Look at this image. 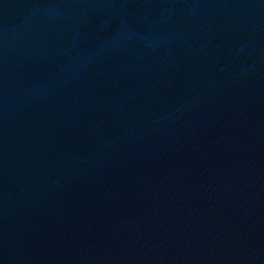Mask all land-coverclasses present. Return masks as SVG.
Listing matches in <instances>:
<instances>
[{
  "label": "water",
  "instance_id": "95a60500",
  "mask_svg": "<svg viewBox=\"0 0 264 264\" xmlns=\"http://www.w3.org/2000/svg\"><path fill=\"white\" fill-rule=\"evenodd\" d=\"M0 264H264V0H0Z\"/></svg>",
  "mask_w": 264,
  "mask_h": 264
}]
</instances>
